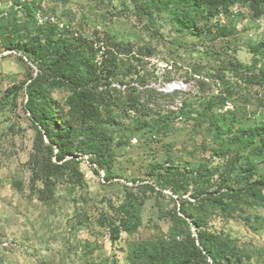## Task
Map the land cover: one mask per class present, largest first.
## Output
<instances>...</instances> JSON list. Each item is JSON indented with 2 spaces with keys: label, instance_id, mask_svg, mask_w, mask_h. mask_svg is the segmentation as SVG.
Here are the masks:
<instances>
[{
  "label": "rangeland",
  "instance_id": "374dc122",
  "mask_svg": "<svg viewBox=\"0 0 264 264\" xmlns=\"http://www.w3.org/2000/svg\"><path fill=\"white\" fill-rule=\"evenodd\" d=\"M176 1L0 0V264H146V253L159 257L175 237L186 249L176 236L183 206L232 245L234 258L223 264H264V155L249 134L264 125V85L235 77L228 64L234 57L264 68V1H203L193 28L177 27L190 11ZM34 10L62 26L38 25ZM18 43L41 59L16 51ZM141 78L156 88L149 97L132 90ZM33 83L57 105L58 122L71 125L73 153L65 158L80 173L62 169L47 200L31 182L37 129L26 101ZM138 98L152 102L149 123L173 109L159 130L129 107ZM87 103L110 139L100 157L99 143H87ZM171 166L194 174L182 199L157 184ZM227 186L234 195L222 199L232 209L204 199ZM120 205L135 226L114 238L109 225H118Z\"/></svg>",
  "mask_w": 264,
  "mask_h": 264
},
{
  "label": "trees",
  "instance_id": "16d2710c",
  "mask_svg": "<svg viewBox=\"0 0 264 264\" xmlns=\"http://www.w3.org/2000/svg\"><path fill=\"white\" fill-rule=\"evenodd\" d=\"M148 1L153 5L163 4V0ZM203 1L206 0L176 1L178 5L182 2L183 6L190 11V13H187L183 16L186 17V20L176 22L178 24V28L194 27L193 16L201 7ZM250 1L254 6H258L261 5L264 0ZM135 8L142 11L146 10L144 6L138 1H136ZM29 15H32L35 19V10L32 11V14L29 12ZM15 48L14 49L16 51L23 50L32 56L36 55L38 60L41 59V57L36 54V50L22 49L23 44L19 45L18 43ZM54 54L56 56H64L63 52L58 50H56ZM37 59L35 58V60ZM228 64L235 77L241 78L253 86L264 85V68H258L255 63L252 65L243 64L234 57L229 59ZM67 74V79L71 82H75L78 79L77 75L75 77L73 73L69 72ZM34 80H36V78H34ZM145 81L146 79L142 80L141 78V80L138 81V84L134 86L132 90L138 91L139 94L143 95V97H149L153 89L156 88L153 86H146L147 84ZM168 94L169 93H164L163 91L156 92V95L161 97H166ZM174 95L175 94H171V101H175ZM140 99L141 98L130 100L131 103L129 104V107L141 112V114L145 117L141 123L143 126H147L149 128L152 127L154 128V131L159 130L167 121L169 118V112H173V109L168 107L166 113L158 112V115L156 114V116L159 117H154L152 120L153 123H149L150 121H148L146 118H153V116L150 115V112L153 110L150 107L152 102L145 98L141 99L145 100V102H141ZM204 102L205 103L200 107L202 110L209 108L208 105L210 104V100L208 99ZM87 104L92 121V125H89L92 132L88 137L90 142L88 141L87 143L91 146L93 143H99L100 146H93L96 149L95 153L100 157L104 155V152H106V147L110 139L104 134V131H102L100 127L96 126V124L99 125L102 121L98 111L91 103ZM154 105H156V103ZM26 107L30 112V117L34 121L37 129V136L34 140L33 153L30 160L31 182L33 185L37 182L42 185V187L35 188L36 194L40 200H47L53 196L55 192L52 178L59 176L62 169L68 168V170L71 171L73 175H75L77 178L80 177L78 167H75L72 164V160L65 158L68 154L73 153L72 132L70 131L71 125H67L65 121L62 122V120L58 122V117L55 115L57 105H55L53 101L47 97L42 85L39 83L37 85L34 83L28 85ZM211 120L213 121V119ZM249 134H252L257 138L258 149L264 155V125L256 127L255 131L252 133L249 132ZM44 138H47L48 141H45ZM55 147L58 148L56 154L53 153ZM53 157H55V161L53 160ZM251 167L252 165L250 164L248 168ZM170 170L171 171H167L166 175L164 176V180H158L159 183L157 184L162 187L170 188L174 194H177L182 199V195L187 193L189 191L190 185L195 182L193 181L194 174L188 171V169L185 167L171 166ZM252 175L253 173L248 174L246 180H249ZM148 186L151 189L155 187L152 184ZM206 191L207 190H204L203 193H206ZM232 191L233 189L230 186H227L225 187L224 191L219 192L220 196L208 193L205 195L204 199L210 201L213 204L220 205L221 207L232 209V203H230V201L224 202L222 199L225 196H230L231 198L232 195H234ZM192 198H196V195L193 194ZM181 213L183 216H179L181 223L178 232H176V236L181 235V237L186 241V249L180 246L179 242L177 241V237H175L173 241L169 243V246L162 253H160L159 257L146 253L144 255V257L147 258L146 264H199L200 262L204 264H223L224 261H230L232 258H234L235 251L228 240L226 241L220 238L218 235L204 230L203 220L198 215L192 213L185 206L181 208ZM115 222L116 221L113 220L109 225L114 238L118 237V231L121 228H124L123 230H129L135 226V221H133L131 218V212L125 205L119 206L118 225H115ZM191 222L197 230L196 236H193L191 233ZM209 259L211 263L208 261Z\"/></svg>",
  "mask_w": 264,
  "mask_h": 264
},
{
  "label": "built area",
  "instance_id": "2783aa9c",
  "mask_svg": "<svg viewBox=\"0 0 264 264\" xmlns=\"http://www.w3.org/2000/svg\"><path fill=\"white\" fill-rule=\"evenodd\" d=\"M35 20L38 25L58 24L60 27L62 26V24L58 23V20L54 15L41 12L40 10L36 11Z\"/></svg>",
  "mask_w": 264,
  "mask_h": 264
}]
</instances>
